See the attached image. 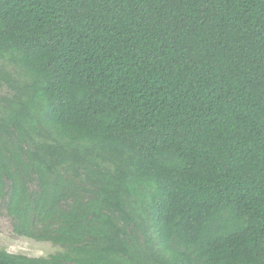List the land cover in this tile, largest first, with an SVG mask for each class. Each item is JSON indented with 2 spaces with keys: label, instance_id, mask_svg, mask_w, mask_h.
<instances>
[{
  "label": "trees",
  "instance_id": "16d2710c",
  "mask_svg": "<svg viewBox=\"0 0 264 264\" xmlns=\"http://www.w3.org/2000/svg\"><path fill=\"white\" fill-rule=\"evenodd\" d=\"M0 200V264H264V0H0Z\"/></svg>",
  "mask_w": 264,
  "mask_h": 264
},
{
  "label": "rangeland",
  "instance_id": "374dc122",
  "mask_svg": "<svg viewBox=\"0 0 264 264\" xmlns=\"http://www.w3.org/2000/svg\"><path fill=\"white\" fill-rule=\"evenodd\" d=\"M0 250L31 258H47L60 249L48 242H36L17 236L12 230L11 220L0 200Z\"/></svg>",
  "mask_w": 264,
  "mask_h": 264
}]
</instances>
